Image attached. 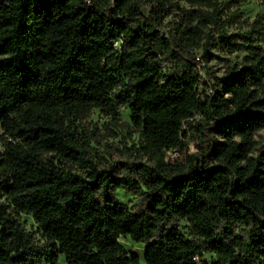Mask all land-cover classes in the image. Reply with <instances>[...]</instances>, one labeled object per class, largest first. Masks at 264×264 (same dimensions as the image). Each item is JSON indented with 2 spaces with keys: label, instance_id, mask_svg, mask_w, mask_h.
Returning <instances> with one entry per match:
<instances>
[{
  "label": "trees",
  "instance_id": "16d2710c",
  "mask_svg": "<svg viewBox=\"0 0 264 264\" xmlns=\"http://www.w3.org/2000/svg\"><path fill=\"white\" fill-rule=\"evenodd\" d=\"M232 25L264 38L218 0H0V264H139L120 237L144 264H264V49ZM215 46L244 55L203 80ZM120 107L136 160L99 167L80 121Z\"/></svg>",
  "mask_w": 264,
  "mask_h": 264
},
{
  "label": "rangeland",
  "instance_id": "374dc122",
  "mask_svg": "<svg viewBox=\"0 0 264 264\" xmlns=\"http://www.w3.org/2000/svg\"><path fill=\"white\" fill-rule=\"evenodd\" d=\"M225 6L227 10H239L242 17L247 20L248 23L252 22L256 15L264 14V6L259 3L258 0H218ZM143 12L147 14L148 7H144ZM171 18H167L166 21H170ZM166 30V28L164 29ZM248 27H240L239 25H232L227 29L228 33H239L242 35V39L246 42L250 41L256 45L261 46L264 49V38L247 33ZM197 55L201 54V51H196ZM212 57L207 62V66L216 76H221L224 68V64L229 61L232 63L240 61L244 55V51H237L232 54H227L217 46L211 49ZM118 121L111 120L110 116L100 112L97 109H93L90 114L81 119L80 130H84V135L89 138L88 144L85 146L87 150L88 158L92 159L99 167L113 164L115 162L134 161L136 160V152L132 148L134 144H137V133L133 126L129 122V111L125 107H120L118 110ZM1 133V128H0ZM2 145L0 143V150ZM195 152V147L190 142L188 148L179 155L167 154V160L173 161L175 159L184 160L187 154ZM145 161V159H142ZM117 199L126 204L132 210L139 209V199L131 194L119 189L116 192ZM20 221L27 231H29L35 238L37 244L44 245L46 243L45 238L41 235L37 229V225L30 215L21 214ZM178 229L187 236L188 224L185 221H179L177 223ZM119 241L129 251L134 252L139 257V264H144L143 251L146 244L143 242H135L129 237H120ZM34 264H49L44 260H35ZM57 264H64V257L60 255L58 257Z\"/></svg>",
  "mask_w": 264,
  "mask_h": 264
},
{
  "label": "built area",
  "instance_id": "2783aa9c",
  "mask_svg": "<svg viewBox=\"0 0 264 264\" xmlns=\"http://www.w3.org/2000/svg\"><path fill=\"white\" fill-rule=\"evenodd\" d=\"M196 60L198 61L197 70H198L201 78L203 80H206L205 73H204V68H205V66H207V62L202 61L199 58V56L196 57ZM206 91H207L208 94L211 93V89L209 87H207ZM167 154L179 155V152L177 150H175V149H171V150L166 151V156H167Z\"/></svg>",
  "mask_w": 264,
  "mask_h": 264
}]
</instances>
